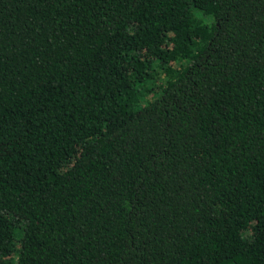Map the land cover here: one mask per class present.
<instances>
[{
	"label": "trees",
	"instance_id": "16d2710c",
	"mask_svg": "<svg viewBox=\"0 0 264 264\" xmlns=\"http://www.w3.org/2000/svg\"><path fill=\"white\" fill-rule=\"evenodd\" d=\"M0 264H264V0H0Z\"/></svg>",
	"mask_w": 264,
	"mask_h": 264
}]
</instances>
